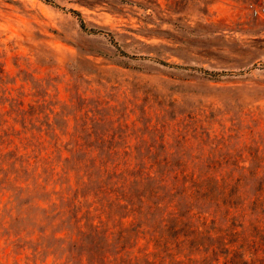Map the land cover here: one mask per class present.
Listing matches in <instances>:
<instances>
[{
    "label": "rangeland",
    "instance_id": "obj_1",
    "mask_svg": "<svg viewBox=\"0 0 264 264\" xmlns=\"http://www.w3.org/2000/svg\"><path fill=\"white\" fill-rule=\"evenodd\" d=\"M65 256L264 264V0H0V264Z\"/></svg>",
    "mask_w": 264,
    "mask_h": 264
},
{
    "label": "trees",
    "instance_id": "obj_2",
    "mask_svg": "<svg viewBox=\"0 0 264 264\" xmlns=\"http://www.w3.org/2000/svg\"><path fill=\"white\" fill-rule=\"evenodd\" d=\"M126 1H130V0H126ZM67 10H69L78 20V23H79V26L84 29V30H88V31H98L100 29H96V28H91V27H88L83 19V17L81 16V13L79 10L75 9V8H68ZM204 72H208L207 70H203ZM180 172L182 173H185L187 174V171L184 167L180 166L179 168ZM198 178H193V181H197ZM196 184H199L196 182ZM224 180L221 179L220 177H217V176H214V177H211V176H207V178H205L202 182V190H207L209 191V194L212 198H215L216 197V193L217 192H221L223 187H224ZM225 184H228L227 182H225ZM223 193V192H222ZM225 194V193H224ZM239 194H235L233 195H227L226 194V197L222 198L223 200H228L230 201V207L232 206L234 209H237L238 208V205L237 204H234V198L235 197H238ZM263 199H261L260 195H253L252 198H251V202L254 203V204H260L261 201ZM156 205L159 204V201H156L154 202ZM72 207H74V204L72 205ZM229 210V209H228ZM44 212L46 213V209H44ZM24 212H19V214L15 215L14 217V220L17 221V222H22V219L23 218H27L24 216ZM200 217L202 219H206L203 215H200ZM94 229L96 230V228L94 227ZM17 234H19V232H16ZM31 235V234H29ZM19 237H21V235H19ZM54 237L55 238H60L59 236H57V234L54 232ZM73 258L74 255L72 256ZM78 259H81V257H77V262H75L74 264H82V262L78 261ZM72 260V258H69L68 256H65V264H67L68 262H70ZM93 264V262L91 263Z\"/></svg>",
    "mask_w": 264,
    "mask_h": 264
}]
</instances>
